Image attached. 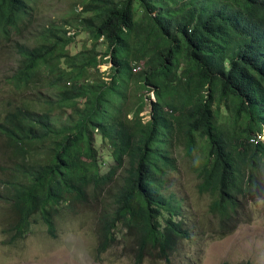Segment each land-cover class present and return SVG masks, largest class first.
<instances>
[{
    "label": "trees",
    "instance_id": "trees-1",
    "mask_svg": "<svg viewBox=\"0 0 264 264\" xmlns=\"http://www.w3.org/2000/svg\"><path fill=\"white\" fill-rule=\"evenodd\" d=\"M30 10L0 0V39ZM81 10L14 49L9 80L33 89L13 94L0 115L10 240L31 222L54 237L61 213L83 209L96 255L118 247L131 264H172L183 242L250 223L252 204L264 218V141L250 142L264 130V0H84ZM71 30L90 46L69 54ZM94 135L112 159L103 172ZM180 147L200 149L192 170L203 210L165 189Z\"/></svg>",
    "mask_w": 264,
    "mask_h": 264
},
{
    "label": "rangeland",
    "instance_id": "rangeland-1",
    "mask_svg": "<svg viewBox=\"0 0 264 264\" xmlns=\"http://www.w3.org/2000/svg\"><path fill=\"white\" fill-rule=\"evenodd\" d=\"M31 7L23 20L18 23V29L10 32L9 40L0 39V115L7 108V100L12 95H27L33 88H16L10 82L15 63L14 49L17 44L34 46L35 34L49 23L69 22L73 13L82 14L84 0H25ZM71 30L69 34L72 35ZM101 40H99L100 42ZM19 42V43H18ZM83 43L90 46L86 32H77L71 45L67 46L69 54L81 50ZM98 52L105 50V45L97 47ZM110 62L99 65L100 70L107 73ZM105 73V74H106ZM108 79L105 75V79ZM35 89V88H34ZM29 91V92H28ZM138 93V92H136ZM148 98H144L139 116L144 121L148 119L149 103L152 100L150 91ZM145 93V94H147ZM35 94L33 93V96ZM134 97V96H133ZM132 99V98H131ZM93 145L101 172L112 163L109 147L101 142L97 135L93 136ZM261 140V139H260ZM200 149L197 148L188 156L185 149L178 148V171L168 172L164 177L166 190H175L189 196L196 208L203 210L208 202L205 195H199L196 190L197 178L192 167L198 164ZM7 161L0 152V165H7ZM4 177L0 170V178ZM5 189L0 183V264H131L125 256L116 257L118 247L96 255L94 252V237L91 231V220L86 210L74 213H61L54 223L55 236L46 233L39 223H30L23 236L14 241L3 229L5 207L8 204L1 198ZM64 212V211H63ZM250 223L240 224L236 230L220 238L208 239L201 242H183L172 256V264H264V218H262V204L256 202L251 205ZM141 264H147L145 260Z\"/></svg>",
    "mask_w": 264,
    "mask_h": 264
},
{
    "label": "built area",
    "instance_id": "built-area-1",
    "mask_svg": "<svg viewBox=\"0 0 264 264\" xmlns=\"http://www.w3.org/2000/svg\"><path fill=\"white\" fill-rule=\"evenodd\" d=\"M140 68V65H133L132 66V71H135L136 69L138 70ZM150 96L152 97V93L150 92ZM152 99H153V97H152ZM256 139H258V140H260V141H264V130H261V132L260 133H258L256 136H255V138H251L250 139V142L252 143V144H255V141H256Z\"/></svg>",
    "mask_w": 264,
    "mask_h": 264
}]
</instances>
